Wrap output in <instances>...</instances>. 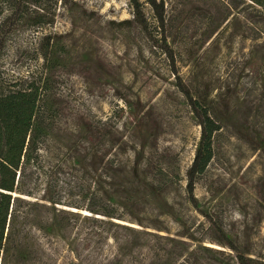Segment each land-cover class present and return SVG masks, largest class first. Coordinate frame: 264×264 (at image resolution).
Returning a JSON list of instances; mask_svg holds the SVG:
<instances>
[{
	"label": "rangeland",
	"instance_id": "obj_1",
	"mask_svg": "<svg viewBox=\"0 0 264 264\" xmlns=\"http://www.w3.org/2000/svg\"><path fill=\"white\" fill-rule=\"evenodd\" d=\"M142 1L149 29L158 38L154 12ZM165 1L167 41L179 72L221 126L213 139L212 161L195 190L199 207L243 248L264 252V5L253 0ZM42 3L55 16V65L49 74L59 79L63 96L58 102L76 108L70 120L82 122L85 113L94 122L109 118L104 130H111L121 144L120 153L130 157L127 162L119 155L121 161L117 157L112 168L119 145L101 150L104 157L93 161L95 184L119 188L113 197L122 205L128 196L140 198L174 232L182 225L211 226L208 217L186 198V171L195 156L201 126L178 89L169 59L147 31L137 23L126 28L114 25L133 17L130 0ZM30 34L35 35V30ZM31 61L33 68L43 62ZM82 130L59 136L64 151L73 138L85 133ZM149 161L180 174L167 192L151 190L144 174L140 179L127 174V168L136 165L142 170ZM118 167L125 169L120 173L115 171ZM199 227L198 233L203 230ZM36 233L44 243L42 232ZM214 234L212 229L205 236ZM104 242L96 263L109 261L116 252L112 238ZM203 243L219 247L207 239ZM47 246L60 263L75 255V245L65 240Z\"/></svg>",
	"mask_w": 264,
	"mask_h": 264
},
{
	"label": "trees",
	"instance_id": "obj_2",
	"mask_svg": "<svg viewBox=\"0 0 264 264\" xmlns=\"http://www.w3.org/2000/svg\"><path fill=\"white\" fill-rule=\"evenodd\" d=\"M42 1L0 0V264H230L233 260L237 264H264V252L243 248L199 207L195 190L212 161L213 139L221 126L179 72L167 41L166 1L146 0L160 29L158 38L149 29L142 0H130L133 17L114 25L126 28L137 23L147 31L169 59L178 89L201 126L200 141L186 171V198L212 224L201 223L196 228L182 225L175 232L140 198L128 196L122 205L113 197L119 188L95 184L94 158H103L106 147L115 149L119 139L111 136V130H104L109 118L94 122L85 113L82 122L70 120L76 108L69 102H58L63 96L59 79L49 74L55 65V16ZM253 1L264 5V0ZM30 30L36 34L32 36ZM34 59L43 62L33 68ZM82 129L85 133L73 138L64 151L59 136ZM119 148L121 144L115 149L116 159L110 162L112 168L122 155ZM122 157L130 161L129 156ZM124 169L115 171L122 173ZM126 171L137 179L144 174L145 183L157 193L167 192L180 178L165 164L151 161L142 170L135 165ZM199 226L203 227L200 233ZM212 229L217 235L206 237ZM36 232H42L44 243ZM111 238L117 244L113 258L96 263L94 258L103 253L104 241ZM203 239L219 247L204 244ZM60 240L75 245V255L63 263L47 246Z\"/></svg>",
	"mask_w": 264,
	"mask_h": 264
}]
</instances>
